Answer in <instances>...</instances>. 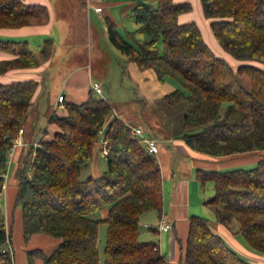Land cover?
<instances>
[{"label":"trees","instance_id":"16d2710c","mask_svg":"<svg viewBox=\"0 0 264 264\" xmlns=\"http://www.w3.org/2000/svg\"><path fill=\"white\" fill-rule=\"evenodd\" d=\"M199 4L202 16L211 20L210 32L218 46L242 62L236 68L213 53L195 21L178 22L179 15L192 9L186 0H136L129 15L137 29L124 38L114 22L106 19L108 40L140 69H152L160 81L171 77L186 90L174 89L160 100L169 106L185 104L180 139L191 150L212 157L264 151V70L251 64L264 65V0H199ZM48 21L43 5L0 0V28ZM52 49V40H45L42 60L51 57ZM0 51L13 55L0 61V75L38 65L26 41L0 39ZM242 75L249 78L250 90L240 84ZM36 87L37 82L30 79L0 83V194L8 152L22 129ZM95 95L89 90L81 103L64 101V116L53 111L48 122L57 131L52 139L39 140L16 169L13 209L20 212L23 242L34 234L59 240L49 254L31 249L26 255L31 260L40 257L45 264H100L97 233L104 222L103 264H166L156 243L139 240L141 215L151 210L161 213L159 164L131 136L127 124L113 116L111 104ZM101 128L107 142L106 170L98 177L82 179L81 170L92 156ZM28 159L30 176L21 165ZM196 178L201 185L213 183L214 193L205 204L215 221L228 226L236 220L245 242L264 252V159L246 170L197 168ZM100 210L105 215L95 217ZM11 238V224L6 227L0 209V248L7 239L12 246ZM13 263L0 252V264ZM183 264L252 263L228 247L207 219L191 215Z\"/></svg>","mask_w":264,"mask_h":264},{"label":"crops","instance_id":"0c3cea01","mask_svg":"<svg viewBox=\"0 0 264 264\" xmlns=\"http://www.w3.org/2000/svg\"><path fill=\"white\" fill-rule=\"evenodd\" d=\"M22 1L28 4H39L45 6L49 13L48 23L44 25L24 26L20 28H0V39L14 41L23 40L28 43V46L31 50V46H33V48L40 51L42 49L44 41L49 39L48 36L51 32V29H55L57 25V22H55L52 18L51 10H49L48 1L50 0ZM84 1L86 6L85 8L87 9V16L89 11L94 12V7H101L100 12L94 13H105L106 19L111 20L115 25L116 23L114 17L111 15V11H108L109 8L114 4H121L122 13L124 15V13L131 9L134 5L133 0ZM183 14L178 16L179 23L183 22L181 20ZM12 57L13 55L7 52L0 51V61L8 60ZM51 61L52 55L48 60H42V62L36 67L12 69L0 75L1 84L29 79L35 80L37 82V87L32 97V105L28 109L27 116L22 126L21 139L23 141V144L16 146L14 149L10 164L7 168L6 178L7 180L9 175L11 174V180L9 181L8 179L7 182L5 180L3 191L0 194V196H3L4 201L3 214L6 227L11 224V239L14 264H45L40 257H34L32 260L29 259V257L26 255V251L31 249H41L45 254H49L59 243V240L57 238L43 234H34L28 239L26 243L23 242L20 232V212L18 208L13 209V202L16 192L15 173L16 169L20 165L21 160L30 148L34 149L39 145V140L48 141L52 139L54 133L57 131V126L54 123L48 122L49 125L47 127L50 126L49 128L51 129V131L47 136H44L41 133H35V130L32 129V126L38 120V113L40 111V108H42L45 104H47L48 106L46 109V113H44L47 121L49 120V117L53 113V111H55V114L58 116H64L66 114L65 109L60 106L59 108H63V111L56 113L57 108H55V105H57V97L59 94L63 95V101L61 103L62 106L64 101L76 104L85 101L88 95V91L90 90L89 84L91 81H94L92 70L87 72L84 68V64H73L71 68L63 71L61 76L66 78V88L63 89V92L62 90H56V100L54 99L55 104H52L51 106V93H53V91L48 90V88L46 87H44L43 91L42 86L39 84L43 81V77L46 75L48 68L51 65ZM170 86L171 88L179 89L174 83H170ZM162 96L155 95L153 98L151 97L150 101H148L146 97H143L141 99L143 101H147V103L150 104V102L154 103V100L161 101L160 98ZM37 108L38 110L36 112ZM113 116L128 124V121H124L122 119L121 114L118 110H115L113 112ZM126 117L128 118V120L136 122L134 121L135 115L128 114ZM136 124L137 125H135V127L140 128L142 133L146 137L152 138L157 141L159 149L157 154L155 155V158L159 164L162 178L161 213L158 215L156 211L151 210L141 215V217H143V219L148 224H150L142 226L144 230V232H142V238L144 239L142 240L156 243L159 252L164 256L166 260V264H183L185 241L188 231V217L197 214L207 218L210 229L214 233L218 234L224 240V242L228 244L229 247L236 253L242 255L246 259H256V264H264V255L258 256L252 251L248 250V247L244 244L245 240L243 239V237L241 236L244 242H242L241 238L238 236L240 234H232V232L228 230L227 226L221 225L216 221H211V217L214 214L211 208H209L205 204V201L212 196L213 190L211 188V190L206 193L201 192L200 188H198L197 186L198 180L196 178L197 168L216 170V168L225 169L241 164L252 166L253 164H256L260 159H264V151H252L248 153L212 157L191 150L185 145V143L180 139V136L182 134L181 125L179 132L173 134L166 132L162 128L161 123L160 129L157 127V125L151 126V121H149L148 123L138 121ZM44 132H48V130L45 129ZM94 151H96V148L93 147V152ZM89 167L85 169V173L87 174V176L98 177V173H96L97 171H93V168L91 166ZM101 211L102 218L105 215V210ZM161 215L171 221L172 228L169 231L158 232L154 229V227H152V225L159 219ZM141 217L139 219H141ZM150 232H152L154 236L150 234ZM139 234L141 235V230H139Z\"/></svg>","mask_w":264,"mask_h":264},{"label":"rangeland","instance_id":"374dc122","mask_svg":"<svg viewBox=\"0 0 264 264\" xmlns=\"http://www.w3.org/2000/svg\"><path fill=\"white\" fill-rule=\"evenodd\" d=\"M133 1L135 2L136 0ZM187 1L191 3L192 9L182 15V23L195 21L199 26L203 38L209 44L213 53L226 60L231 67L236 68L242 62L234 60L229 54L224 52L211 37L209 28L211 20L201 15L199 1ZM48 3L52 18L55 22H57V25L55 29H51L48 36L53 42L51 65L48 68L46 75L43 77V81L39 84L42 86L43 91L44 87L53 91L54 95L51 93V106L52 104H55L56 90H62L63 92V89L66 88V78L61 76L63 71L71 68L73 64H84V68L87 72L90 70L93 71V80L100 84L102 88L101 97L112 105L113 112L118 110L122 119L124 121H128V124L135 126L138 121L145 123L151 121L150 125H157L159 129L161 123L162 128L168 133L176 134L179 132L183 111L185 109L184 103L169 106L163 101L154 100V103L150 102L149 104L147 101H143L141 99L146 97V99L150 101L151 97L153 98L155 95L162 96L171 92L174 88H171L170 83H174L179 89L186 91L177 81L167 76L163 79V81H160L152 69H140L135 63L130 62L125 55L113 47L107 36L105 13H94L93 11H89L87 16L85 3L79 0H50ZM130 10L131 9L126 11L123 15L121 4H114L108 10L111 11V15L114 17L117 32L124 38H126L125 36L127 32H134L138 27V24L135 23L134 19L129 15ZM31 47L38 64H40L42 62L40 51L33 48V46ZM251 64L264 70V65L260 63L252 62ZM238 79L244 89L250 90L251 84L247 76L242 75L239 76ZM47 107V104H45L42 108H40L38 120L32 126L35 133H41L44 136H47L51 131L49 128L50 126L47 127L49 124L44 114L46 113ZM55 108H57L56 113H58L62 112L64 107L59 108L58 105H55ZM37 110L38 108L36 109V112ZM128 114L135 115L134 121L136 122L128 120L126 117ZM45 129L48 130V132H44ZM94 148H96V151L93 152L87 165L82 168L80 174L82 179L87 177L85 169L89 166L93 168V171H97V176H100L106 170V158L101 154L102 146L99 139L95 142ZM21 165L24 172L27 174L30 170V160L28 159L26 163ZM255 165L256 164L249 166L241 164L225 169L216 168V170H246L252 169ZM8 179L9 181L11 180V174ZM8 179H5L6 182ZM197 183L201 192L206 193L211 190V188L213 190V183L211 181H206L203 185H201L199 181ZM3 205V196H0V209L4 213ZM101 214L102 211L100 210L96 212L94 216L101 218ZM211 219V221L215 222L214 215ZM157 222L158 220L152 225V227H155ZM144 225L150 224H148L143 217H141V219H139V230H141V235L139 234L140 241H144L142 240L144 239L142 238V232H144L142 226ZM106 228L107 225L104 222L100 223L98 226L97 250L100 264H103V248L105 243ZM227 228L232 232V234H239V225L236 220H232ZM150 234L154 236L152 232H150ZM238 236L241 238L242 242H244L241 235ZM244 244L248 247V250L252 251L256 255H264V252L252 249L246 242ZM226 245L229 247L228 244ZM238 255L242 259L252 264H256V259L250 260L248 258H244L240 254Z\"/></svg>","mask_w":264,"mask_h":264},{"label":"built area","instance_id":"2783aa9c","mask_svg":"<svg viewBox=\"0 0 264 264\" xmlns=\"http://www.w3.org/2000/svg\"><path fill=\"white\" fill-rule=\"evenodd\" d=\"M93 10H94V12H100L101 11V7H94ZM89 89L93 93H95V94H97L99 96H102V88H101V86H100V84L98 82L91 81L90 84H89ZM62 101H63V95L59 94L58 97H57V105L60 106V107H63L61 105ZM127 126L129 128L131 136H133L134 138L139 140V142L142 144V146L144 147V149L148 153L153 154V155L157 154L159 147H158V144H157L156 140L146 137L142 133L141 129L138 128V127H135V126H132V125H129V124H127ZM21 133H22V129H19L18 132H17L16 137L14 138V140L12 142V147L10 148V150L8 152V156H7V168L9 166V164H10V161H11V158H12V155H13L15 147L23 144V141L21 139ZM102 133H103V128H101L99 130V132H98V135H99L98 139L100 140V143H101V146H102L101 154L105 155L106 154L107 142L104 140V138L102 136ZM30 175H31V171L29 170L27 172V176H30ZM3 176H4L5 179L7 178V171H6V173ZM171 228H172L171 221H169L163 215H161L159 217L158 222L156 223V225L154 227V229L156 231H158V232L169 231ZM6 230H7V228H6ZM0 252L4 253V254H7L8 256H10V258L13 259V249H12V246L9 244L8 239L6 240L5 245L0 248Z\"/></svg>","mask_w":264,"mask_h":264}]
</instances>
